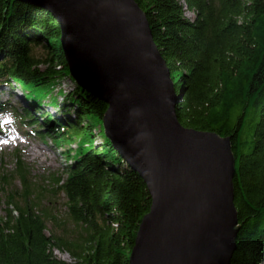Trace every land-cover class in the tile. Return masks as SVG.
Returning a JSON list of instances; mask_svg holds the SVG:
<instances>
[{"label": "trees", "instance_id": "1", "mask_svg": "<svg viewBox=\"0 0 264 264\" xmlns=\"http://www.w3.org/2000/svg\"><path fill=\"white\" fill-rule=\"evenodd\" d=\"M136 1L168 61L180 123L232 137L240 230L230 264H264V0ZM60 38V26L48 11L0 0V90L13 84L28 90L26 101L35 113L13 108L15 118L35 128L40 139L62 146L87 131L92 135V124L83 122H102L107 104L69 75ZM59 74L60 82L67 78L74 85L61 101L50 103L52 112L43 100ZM5 106L0 102V109ZM38 112L43 117H36ZM70 152L62 176L50 183L64 194L68 217L85 234L71 239L47 233L48 223L57 222L41 202L47 186L37 183L16 154L13 172L0 173L5 203L0 264H129L152 204L146 184L107 138L101 145L81 144L76 155ZM56 249L72 261L58 258Z\"/></svg>", "mask_w": 264, "mask_h": 264}, {"label": "water", "instance_id": "2", "mask_svg": "<svg viewBox=\"0 0 264 264\" xmlns=\"http://www.w3.org/2000/svg\"><path fill=\"white\" fill-rule=\"evenodd\" d=\"M48 11L76 84L152 204L129 264H230L240 230L232 137L183 126L168 61L136 0H17Z\"/></svg>", "mask_w": 264, "mask_h": 264}, {"label": "rangeland", "instance_id": "3", "mask_svg": "<svg viewBox=\"0 0 264 264\" xmlns=\"http://www.w3.org/2000/svg\"><path fill=\"white\" fill-rule=\"evenodd\" d=\"M36 51L41 54L43 49L37 46ZM41 67L45 68L47 64H43ZM60 77H62V75L59 74V79H57V81L51 80L49 85L52 86V89L49 90L47 98L43 100L49 106L46 109L52 112L56 111V109L53 104L50 103H56V100L61 101L63 99L62 95H65L64 91L67 92L69 87L73 88L74 85H71L67 81V78L60 82ZM3 89L0 90V102L7 103V106L0 109V128L2 129V131H0V173L2 171L13 172L17 161L16 154H18L21 160L25 162V165L29 166L31 176L34 177L37 183L41 184V186H47L45 190L47 192H45L46 194L41 202L49 207L53 212V217L57 219V222L52 221L48 223L47 233L71 239L84 235L85 231L82 225H77L68 217L66 207L64 206L66 200L64 194L56 189L54 183H50V179L53 176H62V170L65 164L72 160L66 159V152L68 153V151H71V155H76L79 146L85 142L98 145L104 143L107 137L105 135L103 122L96 119L90 120L91 122L88 119L84 120V126H87L88 123L92 124V135L87 131L82 134L83 137L79 136L78 138H73V142L70 145L63 144L59 146L54 144L49 138L42 140L34 135L32 130L35 128L21 123V120L16 119L13 115V108L21 114L24 113L23 108H29L35 113L33 108L29 105L30 103L26 101V94H28L29 91L18 84H13L10 87L5 86ZM36 115V117H43L40 112L36 113ZM255 123L256 121H254L253 127ZM251 137L252 136H249L248 138L251 139ZM4 206L5 203L0 194V215L5 214ZM54 253L62 260L68 262L72 261L70 255L64 251L56 249Z\"/></svg>", "mask_w": 264, "mask_h": 264}, {"label": "bare ground", "instance_id": "4", "mask_svg": "<svg viewBox=\"0 0 264 264\" xmlns=\"http://www.w3.org/2000/svg\"><path fill=\"white\" fill-rule=\"evenodd\" d=\"M34 154V153H33Z\"/></svg>", "mask_w": 264, "mask_h": 264}]
</instances>
